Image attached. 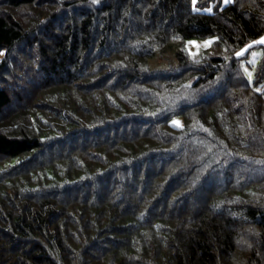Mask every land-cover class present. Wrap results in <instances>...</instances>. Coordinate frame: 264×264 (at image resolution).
<instances>
[{
  "label": "trees",
  "instance_id": "obj_1",
  "mask_svg": "<svg viewBox=\"0 0 264 264\" xmlns=\"http://www.w3.org/2000/svg\"><path fill=\"white\" fill-rule=\"evenodd\" d=\"M222 2L0 0V264L264 263V0Z\"/></svg>",
  "mask_w": 264,
  "mask_h": 264
},
{
  "label": "rangeland",
  "instance_id": "obj_2",
  "mask_svg": "<svg viewBox=\"0 0 264 264\" xmlns=\"http://www.w3.org/2000/svg\"><path fill=\"white\" fill-rule=\"evenodd\" d=\"M222 3L223 5L226 4L224 0ZM209 10L210 9H207V11ZM18 36L19 32L9 27L0 17V52L3 53V55H0V61L4 58L5 51L7 48H9L10 43L16 40ZM260 39H264V34L255 41L249 43L247 46L243 47L241 50L237 51L235 54V56H237L238 52H242L245 49H248V51L244 52V55H242V72L248 84L257 92H260L262 87L261 85H255L256 72L258 70L259 64L264 60V49L260 46L262 44L255 43ZM173 42H171L172 44H169L168 48L165 49V47H167L165 46L160 53L156 54L154 57L148 60V66L150 69L160 67V64H155V61L161 62L163 68L168 69L169 67L174 66L179 62L187 61L188 58H192L198 54H202V52L204 51H206V54H208L210 51H212V54L218 52L217 44L219 41L216 37ZM249 45H251L252 47L249 48ZM220 48L224 50V47L222 45ZM27 52L28 50L26 49V53ZM253 53H255V55H253ZM29 61L33 64V61L31 59H29ZM30 75L32 74L30 73ZM174 120L179 121L180 126L182 125V119L180 117H174L170 122L171 125H174L172 123V121ZM262 260H264V257L262 258Z\"/></svg>",
  "mask_w": 264,
  "mask_h": 264
},
{
  "label": "snow or ice",
  "instance_id": "obj_3",
  "mask_svg": "<svg viewBox=\"0 0 264 264\" xmlns=\"http://www.w3.org/2000/svg\"><path fill=\"white\" fill-rule=\"evenodd\" d=\"M95 2H97V0H93V3H95ZM224 2L225 3H231L232 2V0H224ZM192 3L193 4H195L196 3V0H192ZM210 11V10H209ZM255 43H258V44H262V45H264V39H260L259 41H256ZM250 47H252L251 45H249V48ZM248 51V49H245L244 51H242V52H238L237 53V56L239 57V56H242V55H244V52H247ZM0 55H3V53L2 52H0ZM253 55H255V53H253ZM172 123L174 124V125H176V126H180V124H179V121H172Z\"/></svg>",
  "mask_w": 264,
  "mask_h": 264
},
{
  "label": "crops",
  "instance_id": "obj_4",
  "mask_svg": "<svg viewBox=\"0 0 264 264\" xmlns=\"http://www.w3.org/2000/svg\"><path fill=\"white\" fill-rule=\"evenodd\" d=\"M173 43H174V42H173ZM169 44H170V43H169ZM169 44L167 45V47H165V49L168 48ZM171 44H172V43H171ZM157 63L160 64V65L158 64L160 67L155 68V69H166V68H163V66L161 65V62H159V61L156 62V61H155V64H157Z\"/></svg>",
  "mask_w": 264,
  "mask_h": 264
}]
</instances>
